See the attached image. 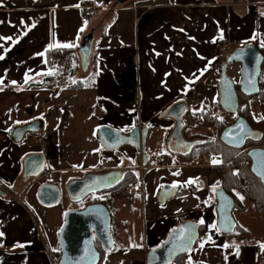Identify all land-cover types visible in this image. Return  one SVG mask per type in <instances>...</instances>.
<instances>
[{
  "label": "crops",
  "instance_id": "crops-1",
  "mask_svg": "<svg viewBox=\"0 0 264 264\" xmlns=\"http://www.w3.org/2000/svg\"><path fill=\"white\" fill-rule=\"evenodd\" d=\"M120 1L0 0V264H55L66 215L109 195L98 193L79 204L65 195L53 207L41 203L40 189L52 183L64 190L87 174L110 171H137L142 179L131 199H114L106 208L113 251L102 264H146L147 254L181 222L197 223L202 235L183 264H264V219L252 220L263 222L253 242L244 215L251 204L240 198L245 208L233 210V216L249 234L217 232L215 192L222 181L216 162L172 154L167 147L176 125L169 116L173 107L186 106L182 137L190 142L196 134L190 99L201 94L208 111L219 103L221 45L264 51V0ZM85 6L96 8L95 17L83 19ZM91 35L90 62L83 70L79 47ZM65 44L73 47H60ZM65 50L71 54L61 75L46 87L29 89L50 74L52 55ZM239 68L228 71L235 85ZM250 108L255 120L264 119L258 97ZM100 127L124 135L148 128L147 146L143 152L128 146L105 152ZM42 132L48 143L33 144L32 137ZM34 156H43L45 167L27 180L26 164ZM103 161L114 167L102 172ZM165 188L172 195L160 201Z\"/></svg>",
  "mask_w": 264,
  "mask_h": 264
},
{
  "label": "water",
  "instance_id": "water-1",
  "mask_svg": "<svg viewBox=\"0 0 264 264\" xmlns=\"http://www.w3.org/2000/svg\"><path fill=\"white\" fill-rule=\"evenodd\" d=\"M129 0H121L120 3H127ZM93 37L83 38L79 47L81 67L87 70L92 48ZM264 62L257 47L254 45L242 49L234 50L228 55L224 63L217 68L218 80V102L222 113L237 116L239 110V98L235 83L228 75L230 67L240 66L238 83L239 91L247 98H252L259 93V78ZM186 111V106L177 104L173 107L169 116L176 121L174 131L168 140V150L172 154L187 156L194 142H186L182 137V118ZM149 130L148 128L134 129L128 135L120 134L110 128H99V143L105 152L117 151L123 146L134 148L143 152L147 146ZM257 133L253 132L246 120L242 117L236 119L227 126L221 133L220 141L226 147L234 150L244 148L246 142L254 141ZM250 161V173L261 180L264 188V150L254 148L247 152ZM145 158V156H144ZM44 157L34 156L26 164V178L41 176L45 167ZM124 174L110 171L107 174H87L82 180H73L64 190L60 185L46 183L39 191V199L43 205L57 207L63 196H67L70 202L81 203L86 198L98 193L109 192L110 189L123 181ZM171 190L163 189L160 201L171 197ZM216 230L224 236H230L236 229L237 223L233 216L234 200L222 190H216ZM110 212L103 204L97 203L88 205L83 210H71L66 215L63 228L60 233V247L62 258L60 264H99L100 253L95 247V243L100 244L106 254L113 251V239L110 235L111 217ZM163 244L152 249L146 256V264H175V261L182 255L192 252L197 241L200 240L199 225L195 222H181L178 227L170 232Z\"/></svg>",
  "mask_w": 264,
  "mask_h": 264
},
{
  "label": "trees",
  "instance_id": "trees-1",
  "mask_svg": "<svg viewBox=\"0 0 264 264\" xmlns=\"http://www.w3.org/2000/svg\"><path fill=\"white\" fill-rule=\"evenodd\" d=\"M264 60V51H259ZM56 55H61L59 58L58 69L52 74L46 75V78L40 82V84L31 83L28 88L32 89H40L46 87L48 83H52L53 79L58 78L62 73V65L65 61L70 57L71 51L65 50V52L57 51ZM51 61V59H50ZM264 70V62L262 63L261 71ZM262 83L259 81L260 91L256 95L262 102H264V93L261 91ZM238 88V87H237ZM237 94L239 98V110L237 112V116H235V120L242 117L246 120L248 125L251 127L252 131L257 133L254 141L246 142L244 148L237 151L230 147H226L220 141L221 133L224 129H227L229 124H225L221 122L219 119L212 117L210 113L202 114L203 119L199 124V128H205L207 130H212L214 132V137H207L206 135H192L189 137L192 142H194V146L192 147L190 153L186 158L198 159L202 157V155L212 156L215 163V170L221 176V188L224 190L226 194L231 196L234 200V210L242 212L245 207L240 202V198H244L247 200L252 206H254V211L256 214L264 219V188L262 187L261 180L255 178L250 173V161L248 159L247 152L254 148H261L264 150V119L255 120L251 114L250 102L252 98H247L242 95L237 89ZM216 108L219 112L222 113L219 107V103H216ZM234 120V121H235ZM140 181L137 174V171H126L124 173L123 181L119 184V186H115L110 189L109 192H101L103 195H109V198L100 199L96 202L104 205L105 208L108 209L110 203L114 199H123L124 191L127 190L128 187L134 189L135 192L140 190ZM240 194V196H237ZM94 195L89 196L88 200H91ZM240 197V198H239ZM264 222V220H263ZM201 235V232H199ZM247 233L245 230H242L238 226L235 231L227 237L231 236H243L245 237ZM202 236V235H201ZM200 236V237H201ZM95 247L97 251L100 253V261L99 264H102V260L106 254L100 246V244L95 243ZM187 256V255H186ZM185 255L180 256L175 264H183L185 263L184 258Z\"/></svg>",
  "mask_w": 264,
  "mask_h": 264
},
{
  "label": "built area",
  "instance_id": "built-area-1",
  "mask_svg": "<svg viewBox=\"0 0 264 264\" xmlns=\"http://www.w3.org/2000/svg\"><path fill=\"white\" fill-rule=\"evenodd\" d=\"M95 10H96V8L93 7V6H90V7L89 6H85L83 8V14H84L83 15V19L84 20H90L91 18L95 17V15H96V11ZM219 49L220 50H218V52H217V62H219V63H218V65H216V70L222 63H224V61L226 60L228 55L230 53H232L235 48H234L233 44H231L230 42H226L223 45H221V47H219ZM60 56L61 55H59V54L58 55H56V54L52 55V57H51L50 74H52L53 72H55L58 69ZM201 99H202L201 94H196L190 100H191L192 103L198 104L199 101H201ZM31 142L33 144H36L37 146H42V145H46L48 143V139H47L46 134L44 132H42V133H39V134H35L32 137ZM212 160H213L212 156L202 155V157H201V161H204V162L211 163ZM109 167H114L113 162H111V161H109V162L103 161V162H101V164L99 166V169L102 172H105L107 169H109ZM138 168L142 172H144V170L146 171V167L144 168L142 163L139 164ZM141 176L139 177L140 178V182H141V179H142ZM134 193H135L134 189L131 188V187H128L127 190L124 191L123 198H125V200L131 199V196ZM61 258H62V254L58 258H56L55 264H60Z\"/></svg>",
  "mask_w": 264,
  "mask_h": 264
},
{
  "label": "rangeland",
  "instance_id": "rangeland-1",
  "mask_svg": "<svg viewBox=\"0 0 264 264\" xmlns=\"http://www.w3.org/2000/svg\"><path fill=\"white\" fill-rule=\"evenodd\" d=\"M218 63L219 62H217L216 64L218 65ZM233 75H234L233 79L237 80L238 74H236V72L233 71ZM190 103H191V104H189V111H190V114H191V115H189V116H191V121H190L191 125H190V127L192 129L191 132L196 133L195 135H201V134L205 135V134H207V136H209V137H214V132H212V130H207L205 128L204 129L203 128L200 129L198 127L200 122L203 119L202 114H204V113H206V114L210 113V115L212 117H215V118L219 119L223 123H225L227 121L230 122V120L234 121V119H235V116H233V115L229 116L230 114H224V113L219 112V110L216 107H215L216 110L212 109V110L208 111L206 109V106L204 105L203 101H199L198 104H195V103H192L191 100H190ZM217 111L219 112V115L214 114ZM191 132H190V134H192ZM192 135H190L189 137H192ZM189 137L187 139H189ZM189 140H191V139H189ZM159 148H160V150L162 149V147H159ZM37 149H40V147L37 148ZM237 196H240V194H238ZM247 207L248 208H247V210H246L244 215H246V220H248L247 222H249V226L248 227H249V232L251 233V240L253 242H255V241H258V236H259V234H261L260 233L261 232L260 228H263V224H262L263 222L262 223L261 222H252V220L255 218V219H258V221H262L263 219L260 216L255 214L252 205L248 204ZM253 221H256V220H253Z\"/></svg>",
  "mask_w": 264,
  "mask_h": 264
},
{
  "label": "snow or ice",
  "instance_id": "snow-or-ice-1",
  "mask_svg": "<svg viewBox=\"0 0 264 264\" xmlns=\"http://www.w3.org/2000/svg\"><path fill=\"white\" fill-rule=\"evenodd\" d=\"M60 47L70 48V47H73V45H71V44H65V45H60ZM2 58H3V57H0V59H2ZM214 163H215V161H214ZM241 199H243V198L241 197ZM201 223H203V221H201ZM212 227H215V225H213ZM201 247H203V245H201ZM262 247H264V245H262ZM236 251H237V254H239V249H238V247H237Z\"/></svg>",
  "mask_w": 264,
  "mask_h": 264
},
{
  "label": "flooded vegetation",
  "instance_id": "flooded-vegetation-1",
  "mask_svg": "<svg viewBox=\"0 0 264 264\" xmlns=\"http://www.w3.org/2000/svg\"><path fill=\"white\" fill-rule=\"evenodd\" d=\"M237 87H238V85H236V88H237ZM238 88H239V87H238ZM238 88H237V89H238ZM190 142H192V141H190Z\"/></svg>",
  "mask_w": 264,
  "mask_h": 264
}]
</instances>
